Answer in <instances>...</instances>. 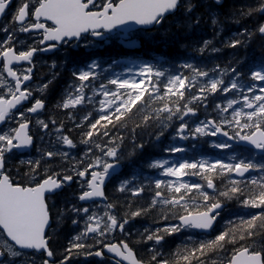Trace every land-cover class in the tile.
Instances as JSON below:
<instances>
[{"label":"snow or ice","instance_id":"1","mask_svg":"<svg viewBox=\"0 0 264 264\" xmlns=\"http://www.w3.org/2000/svg\"><path fill=\"white\" fill-rule=\"evenodd\" d=\"M225 0H19L11 14V20L0 25L5 38L0 41V264H71L73 259L83 257V264H88L89 257L103 260L104 250L113 254L115 264H205L209 253L225 252V257L218 264H264V175L252 176L247 182L243 179H230L225 190L219 195H210L206 189L216 192V177L227 179L232 174L243 178L246 173L264 174V58L245 74L240 71L243 60L236 58L221 67L205 70L194 63L184 62L179 67L188 70V74H167L149 62H142L137 67L125 66L124 74L102 72L101 62L90 59L80 64L66 58L64 67H68L72 83L64 93L57 109L68 110L67 117L73 119L72 109L83 105L85 100L91 103L94 96H99L97 116L84 115L77 129L81 132L79 143L86 150L79 160L72 158L66 168L53 170L49 162L57 160L69 163L68 151L37 147L38 158L21 160L28 166L23 178L14 179L12 171L6 167V156L14 150L29 149L35 145L32 132V117H40L46 101L34 95H43L52 80L41 83L37 88L30 87L37 52H49L64 49H92L107 41L127 42L129 47L137 44L142 34L152 29L164 28L165 23L175 26L164 30L166 37L179 40L180 33L185 39L199 33L207 26L212 32L211 39H201L199 47L193 51L200 54L219 52L215 42L220 40L223 47L237 49L246 46L255 36L264 37V20H259L254 29L247 26L240 28L230 37L220 39L226 24L240 25L243 20L264 17V0H257L256 6L229 8L221 11ZM11 0H0V16H7ZM139 26V27H137ZM20 34H28L35 39L30 45L18 40ZM26 46V50H19ZM42 46V47H41ZM181 47H187L182 43ZM113 64L117 61L113 60ZM27 64V67H19ZM57 65L53 62L52 67ZM139 77V79L137 78ZM166 77V79H165ZM227 77V80L225 79ZM55 78V74L53 76ZM97 81H103L97 83ZM86 90L94 96H87ZM235 94V98L224 99V103H215L213 111L216 117L206 116L194 127H189V118L198 117L201 106L208 108V100L213 95ZM148 96L149 114L142 116V121L131 129L133 150L128 158L142 151L144 143H136V129L155 126L149 138L156 144L161 141L169 129L175 127L173 139L217 136L227 137L229 141L244 142L245 151L252 153L250 158L232 157V162L221 159L169 161L153 159L147 167L157 170L161 177L146 178L148 183L137 184L136 174L131 179L120 180L116 191L130 192L133 197L143 194L146 189L154 195L147 207L135 210L129 208L119 217L114 210L116 203H107L106 182L121 167L124 159L120 155L125 137L111 134L113 129H127L126 121L133 110H140V104ZM152 104L157 105L151 107ZM242 107L238 106L241 105ZM237 105V107H233ZM231 109L230 116L228 115ZM85 122H87L85 124ZM178 122V126H175ZM56 126L57 121L49 117L37 118V131L47 133L49 125ZM14 125V126H11ZM64 122L55 127L57 143L75 148L76 144L67 134H62ZM227 129H231V134ZM69 132L72 129L68 130ZM187 133V134H186ZM104 138H107L105 141ZM43 142V136L40 137ZM99 141V142H98ZM51 143V142H50ZM212 147L231 149L228 142L213 143ZM165 153H182V147L166 146ZM98 153V154H97ZM259 154V161L255 155ZM43 168V171L41 169ZM19 175V173H17ZM185 177H199L203 183L189 182ZM76 182L79 194L76 199L85 205H96V201H105L103 215H99L89 206L70 204L56 212L59 226L66 214L72 213L78 219L72 224L83 221V229L68 241L67 247L57 255L51 247L57 238L56 229H52V209L56 197L66 185ZM241 196L243 198L241 199ZM236 198L245 209H258L248 219L239 217V222L228 221L227 226L213 239L200 241L191 248H178L175 259L164 258L158 251L166 237L179 233L184 228L200 229L209 233L223 210V201ZM157 206L161 208L160 219L163 227L155 230L145 228L139 233L137 243L153 242L147 261L137 257L128 239L132 233L126 232L131 219L148 215ZM172 212L169 222L168 212ZM119 230L126 237L110 242L105 237ZM91 239L92 243L88 240ZM251 241V243H247ZM239 245V246H237ZM231 251L228 252V247ZM205 258V259H202ZM217 264V262H213Z\"/></svg>","mask_w":264,"mask_h":264},{"label":"trees","instance_id":"2","mask_svg":"<svg viewBox=\"0 0 264 264\" xmlns=\"http://www.w3.org/2000/svg\"><path fill=\"white\" fill-rule=\"evenodd\" d=\"M257 0H225L224 7L221 11H226L229 8H246L247 6H256ZM171 18V17H170ZM169 18V23H165L164 28L160 30L154 29L149 36L148 41H146L147 47L145 49V53L147 56L151 57L156 52H160L163 54L165 63L164 68L168 69L171 73H183L188 74V70L182 69L179 66L184 62L194 63L199 67L204 68L205 70L212 69L215 67L216 64H219L221 67H224L233 59L239 58L243 60V65L240 68L245 74V80H248L249 76V69L251 65L257 63L264 58V37L260 35H255L249 41L246 46L239 47L237 49L226 48L222 46L220 40L215 42V47L220 48L221 51L219 52H205L204 54H200L196 51H193L194 47H199V41L203 39H211L212 32L211 30L205 26L199 33H195L185 39L180 33H177V36H180V39L174 40L172 37H166L163 33L165 29L171 28L172 32H176L175 26L171 23L172 18ZM259 20H264V17H253L251 19L243 20L240 25L236 24H226L225 25V32L223 36L220 38L221 40L227 37H230L233 33L240 30V28L247 26L249 29H254L257 25ZM182 43H186L187 47H181ZM73 56L77 57L80 55L81 52H72ZM58 72V73H57ZM60 68H56V75L55 78L52 80V83L49 85L47 91L42 95V97L46 101V110H45V119L46 121L51 117L57 121L55 127H59L60 121L64 122V128L62 134H67L70 138L73 139L76 147L73 153L70 154L69 163L64 164L61 161L57 160L55 162H49L53 165V170L58 171L59 168H66L72 162V158L79 160L82 154L85 152L86 147L79 143L81 138V132L85 129L82 127L77 129L74 127V124H79L81 119L78 117H74L72 120H69L67 117L68 110L64 109H57L55 105L58 101H61L63 98V92L66 88V81L64 78H57L59 76ZM65 73L64 76L65 77ZM38 78L40 76H37ZM227 80V77H225ZM67 80V78L65 79ZM48 80H46L47 82ZM44 82V83H46ZM64 82V83H62ZM234 94V93H233ZM230 94H223L220 95H213L208 100V108L205 109L201 106L198 110V118H203L208 115H211L213 118L216 117V112L213 111L215 103H224V99L228 97ZM140 110H133L130 118L126 121L127 129L121 128L119 130L113 129L111 134L114 135H123L125 137L122 150L120 155L124 157L125 162V169L122 172L123 177H128L131 174V165H140L146 168V163L149 162L151 159L155 157H159L164 155L165 152L163 151L165 142L167 138L175 131V127L169 129L168 132L161 138V141L156 144L150 138L149 134L154 133L155 126L150 127H142L136 129L135 141L136 143H144V148L142 151H137L134 157L128 158V153L133 150L132 144V136H131V129L134 128L137 124H140L142 121L143 115L149 114V104H148V96L145 94L143 100L139 102ZM157 105L152 104L151 107H156ZM230 116V115H229ZM87 122H85L86 124ZM175 126H178V122ZM55 127L51 124L49 125V129L46 133L45 142L42 144L35 143L34 152L37 151V147L41 148H48L49 150H54V147L60 145L57 143V135L58 133L55 131ZM72 129L71 132L68 130ZM231 132V129H228ZM210 137H197L193 138L190 136L189 138V145L192 147V153L190 154V159H197L199 156H214L216 154V149L212 147ZM106 141L107 138H104ZM39 141V139L35 142ZM51 142V143H50ZM99 142V141H98ZM245 148H240V151L246 158L252 157V153L245 151ZM98 154V153H97ZM39 154L34 157L38 158ZM33 158V159H34ZM28 160V159H27ZM259 161V160H257ZM59 165V168L56 167ZM13 174L14 179H21L23 178V174L28 171V166L26 164H21L19 160H16L12 165L8 167ZM43 171V168L41 169ZM151 171V170H150ZM153 172V170L151 171ZM19 173V175H17ZM261 174L258 172L257 178H259ZM233 179L232 176L225 179L224 177H216L214 183L216 185V192H209L210 195L215 194L219 195L220 191L226 189L228 185V181ZM200 183H203L201 179H199ZM245 182L248 179L244 180ZM148 180L144 181L143 183L146 184ZM115 184H110L106 190L108 202L109 203H116L117 208L115 209L116 215L119 217L124 212H126L129 208V203H131V209L135 210L139 207H147V204L150 202L152 195H154L153 191L147 190L138 197H133L130 192L119 193L116 191ZM79 185L76 182H73L71 185L66 186L63 191H61L56 197H53L50 200V203L54 201L55 206L52 209V229H56L57 238L52 243L51 247H53L57 251V255L62 252L64 247H67L68 241L72 239L73 236L78 234L84 227L83 221L81 220L78 225H73L72 220L78 219L72 213H68L63 218L62 223L59 226L56 223V212L60 208H65L70 204H75L77 206H82L76 199L77 195L79 194ZM243 196H241V199ZM223 202L226 204V210L221 215L220 219L218 220L217 226L215 230L208 234L205 237H189L186 238L184 232L180 231L179 233L173 234L172 236L166 237L165 241L163 242L162 246L157 250L163 253L164 258L174 260L175 253L178 248H183L187 246L191 248L193 244H198L200 241L203 240H210L215 237V235L219 234L226 226L228 221H233L235 223L239 222V217H243L244 219H248L250 215L256 214L259 210L258 209H245L240 204L239 200L236 198L233 199H226ZM161 208L157 206L154 211H151L148 215H144L141 217H137L131 219L129 221V225L126 227L129 233H132L131 238L128 239L130 245L135 249L138 257L145 261L148 260L150 256V252L148 251L153 247V242L145 243H137L140 239L139 233H143L145 228L155 230L156 227H163L164 221L160 219ZM169 215V222H175L171 219L172 212H168ZM106 239V238H105ZM258 240L264 239V235L258 236ZM89 243H92L91 239L88 240ZM247 243H251V241H247ZM239 246V245H237ZM231 251V246L228 247V252ZM225 257V252H220L218 255L214 253H209L207 258L205 259V264H213V262H219V260ZM84 258L81 256L79 258L73 259L71 264H83ZM88 264H107L104 260H98L96 257H89ZM195 264V262H194Z\"/></svg>","mask_w":264,"mask_h":264},{"label":"flooded vegetation","instance_id":"3","mask_svg":"<svg viewBox=\"0 0 264 264\" xmlns=\"http://www.w3.org/2000/svg\"><path fill=\"white\" fill-rule=\"evenodd\" d=\"M11 7L7 10L8 11V15L7 16H2L1 20H0V25H3L7 22H9L11 20V14L12 12L15 10V8L17 7V4L19 2V0H11ZM5 38L4 33L2 31H0V41H2ZM18 40H23L26 42V45H30L33 43V40L35 39V34H33V36H28V34H20L17 37ZM117 42V41H116ZM105 44V43H103ZM110 44V42L108 43ZM101 46L104 47V49L108 52H110V45H102L99 44ZM42 47V46H41ZM17 48L19 50H26V46L25 47H21L19 44H17ZM79 50L84 51L83 48L80 49H64V48H60L58 50L57 53H53L51 55H47L43 52H37L34 55V59H33V64L37 69H40L43 73V78L45 77V80H47V78H49L54 72H56V68H60V62H63L64 59H71V58H75L72 55V52H77ZM55 61V64L57 65L55 68L52 67L53 62ZM28 65H25L23 67H27ZM0 67H2V64H0ZM19 69V68H18ZM67 73H69L68 69L66 70ZM87 96H92L91 92L88 91ZM94 105H99V102L93 101L92 102ZM33 121V130H35V119L32 120ZM41 135V132H38V137ZM16 157H22L19 155H15V152H13L11 155H7L6 156V166L9 167L10 165H12L14 163V159H16ZM21 159V158H19ZM109 238H114L116 241L120 240V239H125V236L121 235L119 233V230H117L116 232L112 233L110 236H108ZM111 262V264H115L112 263L111 259L108 258Z\"/></svg>","mask_w":264,"mask_h":264},{"label":"rangeland","instance_id":"4","mask_svg":"<svg viewBox=\"0 0 264 264\" xmlns=\"http://www.w3.org/2000/svg\"><path fill=\"white\" fill-rule=\"evenodd\" d=\"M140 63H142V62L134 63V64L138 67ZM132 65H133V63H126V66H128V67H132ZM120 73L124 74L125 76L128 75V73L125 71V67H124L123 71L122 70H117L116 74H120ZM137 78L139 79V77H137ZM261 86H264V85H261ZM231 98H235V97H231ZM99 99H100V97H99ZM238 106L242 107V104L238 105ZM233 107H237V105H234ZM7 126H9V125H6L5 127H7ZM11 126H13V125H11ZM176 142L177 143L173 144V146L181 147L179 142L178 141H176ZM220 142H224V141L220 140ZM220 142L214 141V143H220ZM184 149H185V147H184ZM65 151H69V150H65ZM232 157H234V156H230V154L222 155L221 160H223L225 163H229V162H232V160H231ZM169 161H177V158L169 159ZM162 178H166V177H162ZM184 179H186V177ZM186 180L189 181L188 179H186ZM92 208L96 212H100V215H103V212H104V208L103 207H99L98 205H95Z\"/></svg>","mask_w":264,"mask_h":264},{"label":"water","instance_id":"5","mask_svg":"<svg viewBox=\"0 0 264 264\" xmlns=\"http://www.w3.org/2000/svg\"><path fill=\"white\" fill-rule=\"evenodd\" d=\"M137 27H139V26H137ZM138 46V43L134 46V47H137ZM218 136H222V135H220V134H218ZM227 138V137H226ZM228 139V138H227ZM234 143H236V144H238V145H245L244 144V142H237V141H234ZM246 146V145H245ZM32 148V147H31ZM31 148H29V149H31ZM29 149H24V150H20V151H28ZM121 168H122V166L117 170V172L116 173H114V174H118V173H120V171H121ZM113 174V175H114ZM247 174V173H246ZM245 174V175H246ZM233 175H235V174H233ZM236 176V175H235ZM112 178V177H111ZM240 178V177H239ZM108 182H106V184H107ZM106 195V194H105ZM99 200V199H98ZM97 200V201H98ZM102 201V200H101ZM81 203H84V202H81ZM223 209H224V205H223ZM193 229H195V228H193ZM195 230H198L199 232H201V233H204V232H202V230H200V229H195ZM104 252L107 254V255H109V256H111V257H113V254H110V253H107V251L106 250H104ZM116 259H119V258H116Z\"/></svg>","mask_w":264,"mask_h":264}]
</instances>
